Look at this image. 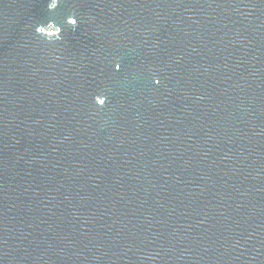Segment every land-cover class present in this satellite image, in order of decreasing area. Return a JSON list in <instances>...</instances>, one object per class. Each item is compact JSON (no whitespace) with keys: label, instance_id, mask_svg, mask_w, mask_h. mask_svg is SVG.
Returning a JSON list of instances; mask_svg holds the SVG:
<instances>
[{"label":"water","instance_id":"water-1","mask_svg":"<svg viewBox=\"0 0 264 264\" xmlns=\"http://www.w3.org/2000/svg\"><path fill=\"white\" fill-rule=\"evenodd\" d=\"M0 264H264V0H0Z\"/></svg>","mask_w":264,"mask_h":264},{"label":"clouds","instance_id":"clouds-1","mask_svg":"<svg viewBox=\"0 0 264 264\" xmlns=\"http://www.w3.org/2000/svg\"><path fill=\"white\" fill-rule=\"evenodd\" d=\"M59 3V0H49V9H55L56 5ZM69 23L75 25L76 21L75 19H70ZM49 28L53 27V25H51V23L48 26ZM36 31L38 33H43L45 31L44 26H37ZM56 31H59V29H56ZM119 68V66H117V69ZM158 82V81H157ZM99 106V105H98Z\"/></svg>","mask_w":264,"mask_h":264},{"label":"snow or ice","instance_id":"snow-or-ice-1","mask_svg":"<svg viewBox=\"0 0 264 264\" xmlns=\"http://www.w3.org/2000/svg\"><path fill=\"white\" fill-rule=\"evenodd\" d=\"M59 6V3L56 5V7H58Z\"/></svg>","mask_w":264,"mask_h":264}]
</instances>
